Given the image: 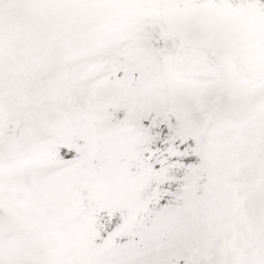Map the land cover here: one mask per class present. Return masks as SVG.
<instances>
[{
    "label": "snow or ice",
    "instance_id": "6c2138e0",
    "mask_svg": "<svg viewBox=\"0 0 264 264\" xmlns=\"http://www.w3.org/2000/svg\"><path fill=\"white\" fill-rule=\"evenodd\" d=\"M0 264H264V0H0Z\"/></svg>",
    "mask_w": 264,
    "mask_h": 264
}]
</instances>
